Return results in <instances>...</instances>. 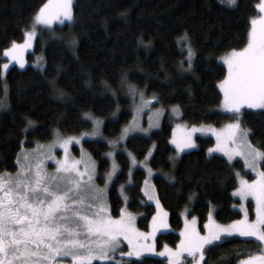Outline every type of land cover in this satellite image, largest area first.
<instances>
[{
    "label": "trees",
    "instance_id": "obj_1",
    "mask_svg": "<svg viewBox=\"0 0 264 264\" xmlns=\"http://www.w3.org/2000/svg\"><path fill=\"white\" fill-rule=\"evenodd\" d=\"M260 1L236 0L229 5L222 0H75L73 22L65 23L60 32L42 31L30 52V57L37 52L45 54V68L13 65L7 72L8 104L0 107V173L18 170L17 158L23 148L50 141L57 132L90 129L93 117L104 122V133L109 138L117 137L133 117V91L129 85L164 107H177L180 119L189 124L221 126L238 119L237 112L226 113L218 108L223 98L219 83L228 73L220 56L247 45L251 20L258 13ZM46 2L0 0L2 100V54L13 42L25 38L26 30ZM184 33L188 42L179 41ZM184 43L196 49L192 69L187 67ZM56 89L62 90L63 96ZM240 119L251 141L264 151V109L246 108ZM172 132V119L166 115L162 127L151 136L135 135L127 142L140 159L155 143L152 166L173 175V179L163 174L155 176L157 193L169 211L171 225L169 231L157 237L160 248L180 243L186 207L191 216L198 217L202 228L212 206L216 207L219 222L242 216L234 207L237 199L233 195L239 184L236 169H243L242 160L231 163L222 155H211L208 149L215 138L198 135L200 146L184 152L174 165ZM84 147L98 161L101 172L109 170L107 154L113 147L107 140L86 139ZM74 149L79 151L77 146ZM117 157L121 169L109 194L114 214L119 213L123 202L119 185L130 178L126 153L119 151ZM262 167L264 170V160ZM145 178L146 171L136 169L126 192L128 207L142 215L139 226L148 229L156 207L145 201ZM263 251L264 243L257 238L228 235L206 246L202 264H239ZM93 264L168 262L166 257L144 255L119 256L118 260ZM181 264H194V259L187 257Z\"/></svg>",
    "mask_w": 264,
    "mask_h": 264
},
{
    "label": "snow or ice",
    "instance_id": "obj_2",
    "mask_svg": "<svg viewBox=\"0 0 264 264\" xmlns=\"http://www.w3.org/2000/svg\"><path fill=\"white\" fill-rule=\"evenodd\" d=\"M222 2L234 5L236 0ZM259 8L264 12V2ZM61 14L68 19L72 18L70 0H63L55 9L45 4L37 14L36 20L51 24L53 20L60 19ZM251 23L253 27L246 47L240 50L232 49L223 58L228 66V75L221 82L224 105L236 111L245 104L253 108H264V15L253 18ZM34 35V30L28 31L23 44L13 42L12 47L7 50L8 55L13 59L22 60L23 49L30 46ZM179 41L188 42L187 33H184ZM185 46L188 51V68L191 69L194 52L190 43H186ZM7 67L5 64L4 68ZM129 88L135 91L133 86L129 85ZM56 91L63 96L62 90ZM3 105L4 101L0 99V107ZM88 115L85 113V116ZM28 123L31 125L32 121L29 120ZM99 123L98 120L94 121V124ZM228 127L229 138L235 136L237 132L242 137L247 136V130L240 129L238 121ZM195 130L193 128V131ZM74 139L76 138H59L57 142L66 147ZM173 142L180 150L194 146L190 134ZM242 142L251 150L253 164L264 158V152L252 148L246 139ZM24 160H28L27 154ZM79 163L80 161H70L66 157L64 160H58L57 168L49 174L41 168L39 162L33 167L21 164L18 157L19 168L15 176L0 173V264H59L56 258L61 255L70 256L74 264H91L97 257L102 260L109 259L106 252L109 248H115L117 238L120 236L127 239L130 245L133 244L136 233L124 219L123 214L119 219H113L110 216H102L100 211L92 214L83 212L82 208L85 206L96 207L95 203L86 205V199L100 200L105 189L93 182L94 163L91 166L85 164L84 171L77 167ZM259 175L261 178L251 184L242 181V187L238 190L242 197L248 195L256 197L258 204L256 221L248 222L247 219L234 221L228 228L216 225L209 228L206 236H201L193 230L181 241L180 249L176 252L169 249V254L178 256L180 252H188L195 260V254L198 253L202 260L204 246L219 240L221 232H238L244 236L258 237L264 242V228L258 227L264 225V172ZM110 179L111 173L107 174V180ZM101 211L106 212L107 209L101 206ZM159 226L167 225L161 220ZM81 232L86 236L94 235L98 239H87L85 242L80 238ZM133 254L139 255L140 251L137 249L128 253ZM196 264H199L198 260ZM240 264H264V255L249 256Z\"/></svg>",
    "mask_w": 264,
    "mask_h": 264
},
{
    "label": "rangeland",
    "instance_id": "obj_3",
    "mask_svg": "<svg viewBox=\"0 0 264 264\" xmlns=\"http://www.w3.org/2000/svg\"><path fill=\"white\" fill-rule=\"evenodd\" d=\"M75 0H70V12H71V19H68L67 17H64L61 14L60 19L53 20L51 24H44L42 22H39L36 20V16L33 20V23L31 26L26 30V33L28 31H35V35L32 37L30 41V46L23 49L22 52V60L13 59L10 55H8L7 50L12 47V45L6 49L2 57L4 58L2 63V78L4 81V105L8 104V84L6 81V75L8 70L13 66L16 65L19 68H26L28 65H33L37 68L44 69L46 66L45 61V54L43 52H37L34 56L30 57V52L34 51V47L36 44L37 37L41 34L42 31L48 30L51 31H58L62 29L65 23L73 22V4ZM63 0H47L45 4H48L51 9H55L57 5L61 4ZM264 2V0H261L258 4V13L254 18H258L261 15H264V12L261 11L259 8V5ZM44 4V5H45ZM43 5V6H44ZM42 6V7H43ZM41 7V8H42ZM40 11V10H39ZM39 13V12H38ZM37 13V14H38ZM59 28H58V27ZM251 25V29H252ZM58 28V29H57ZM25 33V38L22 41L15 42L16 44H23L25 40L27 39ZM251 33V30H250ZM250 39V36H249ZM186 43H184L185 45ZM194 55L192 57L191 63L192 67L194 65V59L196 56V49L195 47L190 44ZM246 47V46H245ZM186 49V58L188 60V51L187 47L184 46ZM243 49V48H241ZM240 50V49H236ZM226 52L220 56L221 62L227 65L225 60L223 59L226 57L229 53ZM8 65L7 68H4V65ZM188 67V66H187ZM228 67V66H227ZM228 75V73H227ZM225 79V78H224ZM223 79V80H224ZM222 80V81H223ZM221 81V82H222ZM221 82L219 83V87L221 89V92L223 94V98L221 101V104L219 105V110L226 113H234L237 112L239 114V118L236 120H231L223 125H214V124H189L185 122L184 120L180 119V113L179 109L175 106L172 107H164L158 103L152 98L148 97L144 92L140 91L139 89H135L130 94L131 98V105H132V111H133V117L130 120V122L123 128V131L114 138H109L104 133V122L97 117H93V124L94 121H99V124H94L92 128L84 130L79 133H62L57 132L52 140L47 142H36V144L33 147H25L22 149L19 158L21 164H29L31 166H35L36 163H40L41 168L45 170L47 173L51 174L55 171L57 168V161L58 160H64L66 157L70 161H80V163L77 165L78 168L81 169V171H84L85 164H88L91 166L93 163L95 165V168L92 172L93 175V182L95 185H97L100 188H104L105 192L103 193V196L98 201H93L91 198L86 199V205L95 203L96 207L89 208L87 206L83 207L82 210L85 214H92L95 212L100 211L102 216H110L113 219H119L121 215L123 214L124 219L130 223V226L135 230L136 237L133 240V244L130 245L128 240L125 239L123 236H120L117 238L118 243L116 244L115 248H109L106 252L109 259H99L98 257L93 259L91 261V264L95 262H107L110 260H118L119 256H126V257H133V258H140L144 255H155V256H161L166 257L168 264H181L184 260H186L187 257H193V255H190L188 252H180L178 256H173L169 254V249L172 250V252H176L181 247V241L186 238V234L195 230V232H198L201 236L208 235L209 228L214 227L216 225L221 226L222 228H228L230 227L234 221H240L247 219L248 222H254L257 220V200L255 196L248 195L242 197L240 195V192L238 191L241 189L242 181H247L249 184H251L253 181H258L260 177V173L264 172L262 164L264 158L258 159L255 164L252 162V156H251V150L248 148L246 144H244L242 141L246 139L248 142H250L252 148L258 149L261 152H264L263 149L256 146L250 139V133L249 131L243 126L241 122V115L242 111L244 109H254V110H262L264 108L261 107H250L249 105L245 104L242 105L239 109V111L226 108L224 105V90L221 87ZM175 109V110H174ZM166 115H169L170 119H172L173 122V132L172 136L170 138L172 146L175 148V152L173 154V161L174 165L178 162L181 155L189 150L198 148L199 141L197 139L198 135H210L213 136L216 140V142L209 148L212 151L210 154H219L227 158L231 163H233L236 160H242L243 162V169L239 170L236 169V173L239 179L238 187L233 191L234 197L237 199V201L234 203V207L237 208L242 212V216L239 219H236L231 222L222 223L219 222L215 217V210L216 207L212 206L209 219L205 223L204 228L201 227L200 221L198 217L191 216L189 211L190 208L186 207L183 212V218H184V226L181 232V241L177 246H170V245H164L162 248L158 246L157 243V237L162 232H167L171 229L170 221H169V211L168 209L162 204L160 201V198L157 193L156 185H155V176L157 174H163L169 179H173L172 172L162 170V169H156L151 164V158L153 156V153L155 151V143L151 146L149 152L146 154L143 158H137V156L132 152V150L128 147L127 142L128 139L135 135H143V136H151L153 132L160 129L163 124V120L165 119ZM236 121L239 122L240 129L247 130V136L242 137L239 132L231 138H229V125L235 123ZM193 128L196 130L193 131ZM127 129V131H125ZM191 135L192 141H194V146L190 148H184L183 150H180L177 148V144L173 141H179L182 137ZM67 137H75L76 139L72 140L66 147L62 146L60 143H58L59 138H67ZM104 139L107 140L110 144V146L113 147L112 150L108 152V158L110 159L111 166L109 170L105 172H101L99 169V163L98 161L93 158V156L87 152L86 148L84 147V140L86 139ZM111 142V143H110ZM219 145V147H218ZM74 146H77L79 148V151L76 152L74 149ZM223 148L224 150L221 151L220 149ZM208 149V150H209ZM122 151L125 152L130 165V178L126 183H122L119 185V191L122 197V204L120 206V210L118 214L112 213V206L109 199L110 190L113 187L114 183L117 180V175L121 169V163L117 157L118 152ZM111 153V155H109ZM243 153V154H242ZM27 154L28 160H24V156ZM113 164H115V168H113ZM252 165V166H250ZM19 168V167H18ZM141 168L146 171V178L143 183V194L145 196V201L151 202L155 204L156 210L153 214V217L151 219L150 227L148 229H143L138 224V219L142 215L140 213L134 212L128 207L127 204V192H126V186L133 181V174L136 169ZM18 171V170H17ZM16 172H4V173H10L13 176L16 175ZM111 173V179L107 180V174ZM107 180V183H106ZM151 197V198H150ZM157 201L159 203H157ZM252 204V206H251ZM101 206L103 208H106L107 211L103 212L101 211ZM156 218L155 220L153 218ZM163 220V222L167 225L166 227H160L159 224ZM155 226V231H154ZM260 228H264V225H258ZM144 234V235H139ZM228 235H239L242 237H251V238H257L254 236H244L239 234L238 232H221L220 233V241L224 236ZM80 238L82 240H85L87 242V239L96 240L98 237L96 236H86L83 232H81ZM213 241L212 243L216 242ZM264 243V242H263ZM208 246L207 244L203 248V252H205V248ZM139 250V255H128L130 251ZM163 253V255H161ZM258 255H264V251L261 254ZM254 255V256H258ZM59 264H74L72 258L70 256H59L56 258ZM199 261V264H202L203 259L200 260L198 253L195 254V260L194 264H196V261ZM245 260V259H243ZM242 260V261H243ZM240 264V263H239Z\"/></svg>",
    "mask_w": 264,
    "mask_h": 264
}]
</instances>
